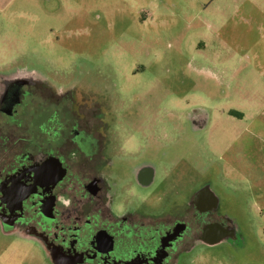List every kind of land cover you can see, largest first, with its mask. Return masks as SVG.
Masks as SVG:
<instances>
[{
	"label": "rangeland",
	"instance_id": "rangeland-1",
	"mask_svg": "<svg viewBox=\"0 0 264 264\" xmlns=\"http://www.w3.org/2000/svg\"><path fill=\"white\" fill-rule=\"evenodd\" d=\"M15 69L135 93L179 186L208 185L232 219L187 264H264V0H0V71ZM0 264L51 263L0 223Z\"/></svg>",
	"mask_w": 264,
	"mask_h": 264
},
{
	"label": "flooded vegetation",
	"instance_id": "flooded-vegetation-1",
	"mask_svg": "<svg viewBox=\"0 0 264 264\" xmlns=\"http://www.w3.org/2000/svg\"><path fill=\"white\" fill-rule=\"evenodd\" d=\"M0 72V223L51 264H187L229 234L208 185L188 196L185 167L150 147L164 140L135 93L81 71Z\"/></svg>",
	"mask_w": 264,
	"mask_h": 264
}]
</instances>
